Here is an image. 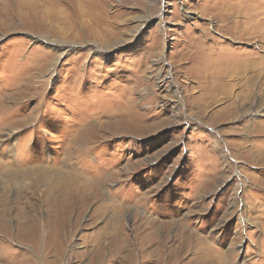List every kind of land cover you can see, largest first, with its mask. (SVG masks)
Wrapping results in <instances>:
<instances>
[{
	"label": "rangeland",
	"instance_id": "374dc122",
	"mask_svg": "<svg viewBox=\"0 0 264 264\" xmlns=\"http://www.w3.org/2000/svg\"><path fill=\"white\" fill-rule=\"evenodd\" d=\"M0 264H264V0H0Z\"/></svg>",
	"mask_w": 264,
	"mask_h": 264
},
{
	"label": "bare ground",
	"instance_id": "6f19581e",
	"mask_svg": "<svg viewBox=\"0 0 264 264\" xmlns=\"http://www.w3.org/2000/svg\"><path fill=\"white\" fill-rule=\"evenodd\" d=\"M161 61V60H160ZM204 64V63H203ZM204 67H205V65H204ZM213 71V70H212ZM162 73H164V72H162ZM213 75H215V74H213ZM217 76H219V75H217ZM215 77V76H214ZM220 77V76H219ZM173 78V77H172ZM251 78V77H250ZM163 79H165V77H162L161 75H158V84L159 83H161V82H163ZM205 79V78H204ZM210 79V78H209ZM252 79V78H251ZM210 81V80H209ZM220 81V80H219ZM206 82V81H205ZM215 82V81H214ZM210 83H211V81H210ZM219 83V82H218ZM248 83V82H247ZM212 84H214V83H212ZM224 86V85H223ZM244 86V85H243ZM209 87H211V86H209ZM246 87V86H245ZM215 88H216V86H215ZM220 88V87H219ZM211 89V88H210ZM213 89V88H212ZM145 90V89H144ZM226 107V106H225ZM231 107V106H230ZM233 108V107H232ZM231 111H233V110H231Z\"/></svg>",
	"mask_w": 264,
	"mask_h": 264
}]
</instances>
